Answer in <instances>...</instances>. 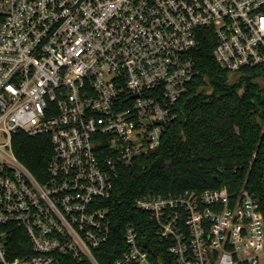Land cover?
Masks as SVG:
<instances>
[{
  "label": "built area",
  "instance_id": "built-area-1",
  "mask_svg": "<svg viewBox=\"0 0 264 264\" xmlns=\"http://www.w3.org/2000/svg\"><path fill=\"white\" fill-rule=\"evenodd\" d=\"M205 30L222 68L264 64V0H0V264H102L104 200L122 167L161 145ZM18 132L49 136L41 177L15 153ZM135 207L160 251L130 223L112 264H264V211L246 188Z\"/></svg>",
  "mask_w": 264,
  "mask_h": 264
},
{
  "label": "trees",
  "instance_id": "trees-1",
  "mask_svg": "<svg viewBox=\"0 0 264 264\" xmlns=\"http://www.w3.org/2000/svg\"><path fill=\"white\" fill-rule=\"evenodd\" d=\"M205 31L200 48L192 52L199 73L179 99L177 118L161 145L150 158L122 167L112 195L104 200L112 234L96 251L102 264H112L126 249L124 230L130 223L160 251L147 214L135 207L146 195L220 187L237 195L246 188L264 211V64L238 72L222 68L213 56L215 36ZM233 74L240 77L231 81ZM13 148L35 175L46 172L52 154L49 136L18 132ZM61 261L90 264L69 256Z\"/></svg>",
  "mask_w": 264,
  "mask_h": 264
},
{
  "label": "rangeland",
  "instance_id": "rangeland-1",
  "mask_svg": "<svg viewBox=\"0 0 264 264\" xmlns=\"http://www.w3.org/2000/svg\"><path fill=\"white\" fill-rule=\"evenodd\" d=\"M239 77H240V75L233 74V75L230 76V79H231V81H235Z\"/></svg>",
  "mask_w": 264,
  "mask_h": 264
}]
</instances>
